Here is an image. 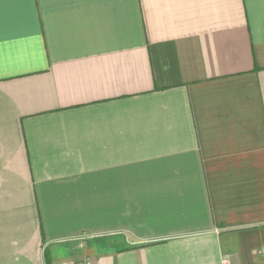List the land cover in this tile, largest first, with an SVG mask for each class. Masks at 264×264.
<instances>
[{"label": "crops", "instance_id": "obj_1", "mask_svg": "<svg viewBox=\"0 0 264 264\" xmlns=\"http://www.w3.org/2000/svg\"><path fill=\"white\" fill-rule=\"evenodd\" d=\"M264 0H0V264H263Z\"/></svg>", "mask_w": 264, "mask_h": 264}, {"label": "built area", "instance_id": "obj_2", "mask_svg": "<svg viewBox=\"0 0 264 264\" xmlns=\"http://www.w3.org/2000/svg\"><path fill=\"white\" fill-rule=\"evenodd\" d=\"M260 255H261V257H262L263 264H264V249H262V250L260 251ZM84 264H92V262H91L90 260H86V261L84 262ZM222 264H230V263H229V261H228L227 259H224V260H222Z\"/></svg>", "mask_w": 264, "mask_h": 264}]
</instances>
